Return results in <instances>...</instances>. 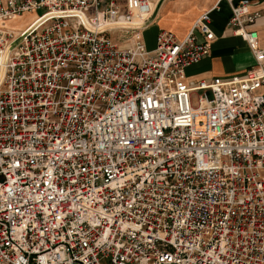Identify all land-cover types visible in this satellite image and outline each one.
<instances>
[{
    "label": "built area",
    "instance_id": "1",
    "mask_svg": "<svg viewBox=\"0 0 264 264\" xmlns=\"http://www.w3.org/2000/svg\"><path fill=\"white\" fill-rule=\"evenodd\" d=\"M159 1L0 0V264H264L262 12L227 0L254 63L195 80L216 5L148 48Z\"/></svg>",
    "mask_w": 264,
    "mask_h": 264
},
{
    "label": "crops",
    "instance_id": "2",
    "mask_svg": "<svg viewBox=\"0 0 264 264\" xmlns=\"http://www.w3.org/2000/svg\"><path fill=\"white\" fill-rule=\"evenodd\" d=\"M251 1L253 2L251 9H259L262 12L261 17L251 28L257 31L258 47L264 48V0ZM214 5L216 7L210 13V26L215 39L210 54L188 66L185 73L189 79L195 80L242 73L254 63V57L248 44L226 26L230 15L227 0H162L144 31L147 47L154 46L155 35L160 29L171 31L177 39L184 38L195 18Z\"/></svg>",
    "mask_w": 264,
    "mask_h": 264
},
{
    "label": "rangeland",
    "instance_id": "3",
    "mask_svg": "<svg viewBox=\"0 0 264 264\" xmlns=\"http://www.w3.org/2000/svg\"><path fill=\"white\" fill-rule=\"evenodd\" d=\"M35 14V12L24 13L20 16H17L15 19L11 21H7V25L15 27L16 29L22 28L26 23L31 19V17Z\"/></svg>",
    "mask_w": 264,
    "mask_h": 264
},
{
    "label": "water",
    "instance_id": "4",
    "mask_svg": "<svg viewBox=\"0 0 264 264\" xmlns=\"http://www.w3.org/2000/svg\"><path fill=\"white\" fill-rule=\"evenodd\" d=\"M161 1H162V0H160V1L158 2V4L156 5L155 10H154V12H153V15H152L151 18L149 19L148 23H150V22L152 21V19H153V17H154V14H155V11H156V9H157V7H158V5L160 4Z\"/></svg>",
    "mask_w": 264,
    "mask_h": 264
}]
</instances>
